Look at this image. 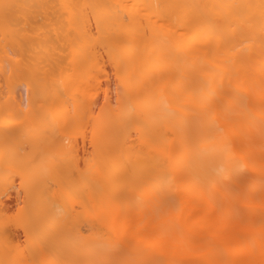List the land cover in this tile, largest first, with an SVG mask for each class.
<instances>
[{
  "label": "snow or ice",
  "instance_id": "6c2138e0",
  "mask_svg": "<svg viewBox=\"0 0 264 264\" xmlns=\"http://www.w3.org/2000/svg\"><path fill=\"white\" fill-rule=\"evenodd\" d=\"M109 21L151 47L146 61H130ZM21 79L28 95L0 106V238L6 257L16 253L0 264H264V0H0V83ZM105 112L128 119L118 130ZM117 131L126 162L82 188L78 174ZM18 134L33 147L26 157L13 149ZM57 143L75 163L38 172ZM50 208L71 250L37 240ZM225 219L236 226L221 240Z\"/></svg>",
  "mask_w": 264,
  "mask_h": 264
},
{
  "label": "bare ground",
  "instance_id": "6f19581e",
  "mask_svg": "<svg viewBox=\"0 0 264 264\" xmlns=\"http://www.w3.org/2000/svg\"><path fill=\"white\" fill-rule=\"evenodd\" d=\"M22 3H43V2H55L61 3L64 0H19ZM73 2L80 3H113L115 0H73ZM131 3H139V4H155V3H213V2H230V3H259V0H129ZM108 31L110 36L114 40L127 39L129 41L130 47L128 50V57L130 61L139 65L140 63L146 61L149 57V53L151 52V47L148 48L146 52L144 50V45L139 41H134L130 36H125L121 33L119 25L113 24V22L109 21L107 24ZM160 48L164 49L163 54L167 55V45L161 39L158 45ZM256 50H259V39L256 40L254 45ZM30 85L25 80H17L10 86H4L0 83V106H2L3 98L9 97L12 100H18L22 97H26L28 95V90ZM115 92V84L113 83V95ZM102 103V101H101ZM255 103L258 105L259 103V95L255 98ZM256 115L259 116V112H256ZM96 116H99V109L96 110ZM106 123L115 122L116 128L122 129V121L128 119L127 113H115V112H105L102 117H100ZM18 139L14 141L13 149L14 151L21 157H26L33 151L32 145L28 140L23 138L22 134H18ZM73 140L76 139L75 136L72 137ZM27 147V153L24 149ZM85 140L83 137L79 139L78 144V153L80 157L85 155ZM87 147L89 149L92 148V140L91 135H89ZM58 143L56 146L51 149H47L49 152V160L41 165V168L38 172L42 171L47 163H55L61 167H68L69 164H74L75 161H63L60 158V154L58 152ZM0 152H2V145H0ZM92 153L89 152V155ZM127 160V147L123 145L122 138L119 134V131L115 134V138L113 142L109 145H100L95 153V163L96 167L92 169V171L83 179L77 176V180L80 183L82 188H87L89 183H96L99 181L101 185H103L105 177L108 175H115L119 168L126 162ZM101 169L103 170V174L101 173ZM87 194V192H86ZM59 216V210L57 208L49 209V217L47 219H39L35 222L34 228L36 230V238L39 242H42L46 246H55L58 244H65L68 246L69 250L73 245L72 237L69 235H58L56 233V223L57 217ZM236 226V221L225 219L217 226V231L221 234V240H227ZM16 235V243L20 244L23 242L25 238L23 226L20 228L13 229ZM39 247V244L37 245ZM16 258V253H11L6 257L4 244L2 238H0V260L4 259H14Z\"/></svg>",
  "mask_w": 264,
  "mask_h": 264
}]
</instances>
